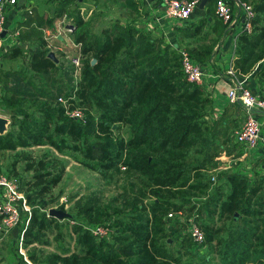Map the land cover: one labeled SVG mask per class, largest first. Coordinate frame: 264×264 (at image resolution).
<instances>
[{"label": "trees", "instance_id": "trees-1", "mask_svg": "<svg viewBox=\"0 0 264 264\" xmlns=\"http://www.w3.org/2000/svg\"><path fill=\"white\" fill-rule=\"evenodd\" d=\"M136 5L134 0L127 3L134 11ZM255 10L253 30L239 35L236 69L241 76L256 75L264 87V25L258 16L264 13V0L257 1ZM67 12L75 26L72 36L81 44L83 55L79 80L71 86L62 79L61 66L42 41L29 54L27 82L33 93L15 89L4 93L0 84L1 105L11 118L10 129L0 133V150L50 145L62 154L77 151L88 167L104 175L121 173L123 167L144 175L155 197L150 205L135 206L131 213L114 218L110 226L120 229L114 241L98 239L75 224L80 251L65 248L45 264H181L180 258L165 251L162 241L167 236L165 216L181 206L166 198L163 190L184 187L193 178L197 183L189 187L205 194L197 220L205 231L206 244L216 250L222 264H263L264 177L251 179L231 168L222 169L214 192L208 193L212 184L209 164L213 169L219 167V162L212 163L217 157L212 152L218 147L212 134L214 119L205 117L213 109L212 99L201 86L186 79L180 53L131 25L114 23L94 32L93 20H86L81 9ZM201 29L202 25L196 27L191 36ZM190 53L202 64L210 59L212 50L192 49ZM11 54L26 56L19 48H13ZM60 97L68 99L70 109H84L85 122L69 117ZM122 125L132 128L128 139L115 135ZM206 150L210 153L202 155ZM192 152L195 155L190 158ZM58 160L45 154L27 163L26 170L33 172L23 190L29 203L33 196L45 195L60 182L63 171L57 174L53 170ZM139 186L141 196L147 197L142 184ZM195 208L193 205L191 210ZM58 221L44 207H34L24 233L25 244L43 242L45 230ZM29 257L40 262L31 254Z\"/></svg>", "mask_w": 264, "mask_h": 264}, {"label": "rangeland", "instance_id": "rangeland-1", "mask_svg": "<svg viewBox=\"0 0 264 264\" xmlns=\"http://www.w3.org/2000/svg\"><path fill=\"white\" fill-rule=\"evenodd\" d=\"M69 1L72 2L70 5L64 4L68 7H61L60 5L58 11L66 12L73 9H81L84 12L88 10L83 0ZM247 1L255 8V4L259 0ZM53 11L56 12V9L53 8ZM258 16L260 17L261 25H264V13L258 14ZM64 18L61 21V27H50L49 33L42 32L41 41H45L50 52L53 51L55 53L57 60H54L61 66L64 72L62 79L70 83L71 86H74L78 82L79 76L75 75L76 68L72 63V57L81 50V47L77 48L75 46L77 43H73L74 37L72 33L75 29L71 30L66 27L67 21ZM94 21L95 19L92 22L91 30L97 32L102 28V24H100V20H97L95 23ZM4 40L9 41L10 37H5ZM33 49L30 48L28 54L20 61L11 64L12 69L17 72L16 75L19 77V79L15 78V81H13V87L25 94L33 93L32 87L27 82L31 75L28 65L29 54ZM3 56L5 55L0 53V57ZM254 77L257 76L254 75ZM0 83L5 93V86L1 81ZM1 101L0 97V116L6 117L9 120L7 126V130H9L11 118L3 109ZM83 111L86 119V111L84 109ZM231 114L224 113L221 120H216L212 113H210V121L214 119L212 131L214 143L218 146L212 152L217 153V157H214L212 163L219 162V167L213 169L211 163L209 164L210 169L207 173L211 177L212 184L208 193L214 192L218 184L217 175L219 171L227 168L236 169V171L237 169L242 170L246 168L244 167L245 165L241 166L242 160L245 157H250V153L245 150L243 145L236 143L235 139L237 130L244 123L246 113L242 112L241 117L236 116V118H231ZM115 135L128 139L133 135L132 128L128 125H122L120 130L115 131ZM208 153L210 152L206 150L202 155H207ZM45 154H48L50 158L57 157L59 159V162L56 163V168H53V170L57 174L59 170L63 171L62 179L45 195L33 196V203H29L31 207L30 212L26 210L22 211V221L12 234L6 236L0 234V262L5 260V263L25 264L17 250V244H19L18 237H20L19 233L21 234L22 231L27 230L29 225L28 218L31 217L34 207H44V210L47 211H50L51 208H56L70 214V217L59 219L58 222H54L45 230L42 238L43 242L27 244L29 255H33L34 259L41 263H47L52 254L62 253L65 248H68L71 252L80 251V248H77L75 243V223L71 221L72 218L79 221L89 219L100 223L106 222L111 225L114 223V218L123 217L131 213L135 206L150 205L154 200L155 195L151 194L152 189L149 188V179L147 180L144 175L131 171L127 167H123L121 173L106 172L107 174L104 175L88 167L84 163L85 159L82 153L70 150L67 154H62L50 145H34L19 147L16 150H0V174H9L20 179L22 190H24L28 187L27 183L32 181L33 176L32 171L26 170L27 163L37 161L43 158ZM193 155H195V152L190 154V158ZM250 161L255 162L259 160L251 156ZM260 163L261 161L256 163L254 167ZM213 177H215V180H213ZM196 183L197 180L193 178L184 187L172 186L163 190L166 198L171 199L177 206H181V208L171 209V211L183 210L187 214L197 213L200 207L204 206L205 194H202L196 188L192 189L189 187ZM140 184L143 186V191L147 192V197L141 196ZM193 205H196V208L192 211ZM168 213L164 219L167 236L162 240L165 244V251L173 255V257L180 258L181 264H219L220 256L216 250L212 249L208 244L202 249L201 246L195 245L188 234H186V225L174 219H169ZM99 215H101V219L97 220ZM214 219V222L218 225V218L215 217ZM119 231L118 227H112V232L107 238L110 241H114V237L120 233ZM85 264H88V262L85 261Z\"/></svg>", "mask_w": 264, "mask_h": 264}, {"label": "crops", "instance_id": "crops-1", "mask_svg": "<svg viewBox=\"0 0 264 264\" xmlns=\"http://www.w3.org/2000/svg\"><path fill=\"white\" fill-rule=\"evenodd\" d=\"M83 1L88 10L81 11L82 15L86 20L95 19L94 23L100 20V24H102L100 30L114 23L123 27L131 25L139 31L148 33L153 39L159 40L163 45H169L171 49L177 50L178 53L183 47L189 51L192 49H195V51H200L204 48L211 49L212 55L210 59H205L202 62L203 65L208 66L207 71L209 72L205 79V84H203V89L211 97L213 108L208 111L205 116L206 119L210 121V113L216 120H221L224 113H232L231 118L241 117L242 112L246 113L241 103H230L226 93L229 81L227 66L234 51L237 52V48H234V32L240 29L241 26L238 24L230 28L229 25L220 20L215 13V0H208L203 7L199 3L190 21L185 25L169 22L164 18L158 20L164 12L162 0H134L137 4L135 11L132 9L133 7L127 6L130 0ZM70 3L72 2L69 0H18L17 5L10 9L6 19V30L17 31L18 41L12 48L4 50L2 53L5 56L0 57V81L5 86L6 93H11L15 89L13 81H15V78L19 79L11 64L17 63L23 58L22 54L17 57L12 56V49L19 48L24 55H27L30 48L35 49L39 46V43L41 44L42 32L49 33L50 27H61L63 17L67 21L66 27L69 24L74 25L67 11H58L60 5L64 7V4L70 5ZM234 6L237 10V16H240L239 7L235 3ZM53 8L56 9V12L53 11ZM200 25H202V29L199 34L191 36L195 28ZM73 43L75 44L76 42L73 40ZM194 59L201 63L195 57ZM7 65L9 66L7 67ZM241 77L247 78L246 84L251 90H258L256 93L259 94L263 93L264 87H260L261 83L258 77H254V74L249 73ZM6 114H8L7 111ZM257 115L263 122V133L259 142V150H257L258 154L256 151L248 152L250 157L258 159L261 163L254 167L259 161L251 162L250 157H245L241 162V166L245 165L244 167L246 168L237 169V171L251 179H256L259 176L264 177V113L259 111ZM233 170L236 171V169ZM26 248L29 255L27 245ZM17 250L23 257V262L28 264L19 251V244H17ZM0 264H14V262L5 263V260H3ZM219 264H222V262L219 261Z\"/></svg>", "mask_w": 264, "mask_h": 264}, {"label": "built area", "instance_id": "built-area-1", "mask_svg": "<svg viewBox=\"0 0 264 264\" xmlns=\"http://www.w3.org/2000/svg\"><path fill=\"white\" fill-rule=\"evenodd\" d=\"M201 0H162L164 5L163 15L158 18L167 19L169 22L185 25L191 19L195 9ZM18 0H0V52L12 48L18 41L17 31L6 30V19L11 8L16 6ZM234 3L240 9V16H237V10ZM215 13L217 17L230 28L240 24L241 28L234 33V48H237L239 35L243 32H251L253 30V20L257 12L254 6L247 0H215ZM5 36H2L4 31ZM5 37H10L9 41H5ZM77 48L81 44L75 45ZM180 61L182 69L185 73L186 79L203 88L205 79L209 72L207 67L202 65L194 59L190 51L186 48L179 50ZM237 52L234 51L228 66L227 75L229 77L227 97L230 103H241L246 111V118L240 129L235 134L236 142L243 145L247 151L259 150V142L263 133V122L257 115V112L264 113V91L262 94L256 93L246 84L247 78L238 75L236 69ZM83 55L81 50L72 57V63L76 68V76L81 75L83 66ZM61 102L66 107V114L69 117L75 118L78 121L85 122V114L81 107L70 109L68 99L60 97ZM215 180V178H213ZM31 210L27 197L23 190L20 189V182L17 177L9 176L7 174H0V234L8 235L19 226L22 221V211ZM198 213H184L183 210L170 211L168 213L169 219H174L186 225L187 234L195 245L201 246V249L206 246V234L197 220ZM30 218H28L29 223ZM71 221L75 224H80L85 230L92 233L96 238L103 239L110 236L112 227L108 223H93L90 221L77 222L73 219ZM24 232L22 231L19 237V251L24 256L28 264H45L32 260L27 254V248L24 242Z\"/></svg>", "mask_w": 264, "mask_h": 264}, {"label": "water", "instance_id": "water-1", "mask_svg": "<svg viewBox=\"0 0 264 264\" xmlns=\"http://www.w3.org/2000/svg\"><path fill=\"white\" fill-rule=\"evenodd\" d=\"M208 0H201L200 2V6L203 7L204 4L207 2ZM68 28L73 30L75 28V26L73 24H69ZM6 30L2 33V36H5L6 34ZM49 56L55 60H57V57L55 56V53L53 51H51L49 53ZM96 60H93V63H95ZM9 120L6 117L0 116V133L3 134L7 131V126H8ZM49 215L50 216H54L58 219H65L70 217V214L64 210L61 209H56V208H51L49 211Z\"/></svg>", "mask_w": 264, "mask_h": 264}]
</instances>
